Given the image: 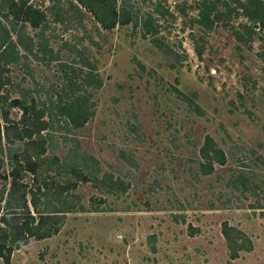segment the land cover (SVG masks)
Here are the masks:
<instances>
[{
	"label": "rangeland",
	"instance_id": "374dc122",
	"mask_svg": "<svg viewBox=\"0 0 264 264\" xmlns=\"http://www.w3.org/2000/svg\"><path fill=\"white\" fill-rule=\"evenodd\" d=\"M23 1L45 23L24 26L31 49L18 46L6 62L2 106L17 119L21 108L7 100L22 87L23 102L43 108L44 150L20 180L50 186L37 194L44 204H28L35 219L45 203L58 210L41 212L44 235L0 264H264V30L244 26L235 0L228 13L216 1L224 13L210 26L195 20L199 0H128L149 14L152 34L139 19L103 28L69 0ZM76 100L84 119L72 125L60 105ZM205 137L223 153L206 171ZM23 140L0 131V211Z\"/></svg>",
	"mask_w": 264,
	"mask_h": 264
},
{
	"label": "trees",
	"instance_id": "16d2710c",
	"mask_svg": "<svg viewBox=\"0 0 264 264\" xmlns=\"http://www.w3.org/2000/svg\"><path fill=\"white\" fill-rule=\"evenodd\" d=\"M217 0H199L197 4V16L195 18L200 24L204 26H210L211 23L221 18L223 11L215 7ZM224 6L226 12L229 9H233V5L227 0H219ZM234 7L239 6L245 17L251 22L249 25H244L249 31L256 23L264 30V0H235ZM70 8L84 7L88 9L92 16L96 19L99 25L103 28H109L115 23H127L132 21L133 23L139 19V24L145 31L150 34L154 33L156 27L152 26V22L149 14L137 15L134 10L129 6L128 0H69ZM0 7L5 10L2 11L4 18H7L6 22L0 21V86L8 80L6 74L7 67L6 62L15 60L18 53V46L24 50L30 51L31 37L25 32L24 26L28 24L31 27H39L41 31L45 21V13L42 8L38 6L26 3L23 0H0ZM156 7V5H155ZM154 8V7H153ZM51 11L55 14L58 12L59 7L53 8L50 6ZM236 9V8H235ZM213 10V12H212ZM160 11V10H159ZM149 13V12H148ZM252 24V25H251ZM13 33L14 39L11 38L10 33ZM236 37L240 38L241 34L236 32ZM153 41H156L158 47L164 49V46L159 42L155 36L152 37ZM85 64H88L91 69V63L85 60ZM91 70L85 72L84 79L87 83L92 80ZM87 77V78H85ZM20 96H11L8 98V105H17L21 108L17 119L12 120L8 118L6 109L2 106L5 94L0 93V116L3 119L4 124L0 125V131L2 136L7 142L14 140H23V148L11 155L12 163L8 171L9 185L6 190L4 211H0V257L3 262H8L9 254L12 248H16L22 244H25L29 237H41L44 235L43 231H40V224L44 222L47 213L56 211L52 205H44L41 210H35L37 212V218H34V214L29 210L28 204L36 209V204L44 201L38 199L37 194L46 195L50 186L43 184L41 190L39 184L32 186L26 185L25 181L20 180L21 171L35 175L38 167V156L43 152L44 147L41 143L42 134L40 130L47 126L48 122L45 118H42L43 108L35 107L31 102L25 104L23 102V88L18 87ZM63 109L64 120L70 121L72 125H78L83 121V115L79 110L78 100L74 105L66 104L62 102L60 105ZM85 115V114H84ZM82 117V118H81ZM203 144L199 147V154L203 158L201 167L204 171L211 168L213 162L222 163L223 153L217 147H212L209 144L208 138L205 137ZM66 157L63 156V162ZM84 167V165H82ZM73 176L76 180H85L86 177L82 173V169L76 168L73 164L70 166ZM85 169V167H84ZM4 177V176H3ZM74 181L70 183L72 186ZM18 189V194L12 197V193ZM3 192V185L0 183V198ZM8 200H14L12 204L8 203ZM226 240H229V235L226 231L222 230Z\"/></svg>",
	"mask_w": 264,
	"mask_h": 264
}]
</instances>
